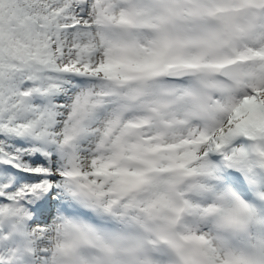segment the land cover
Wrapping results in <instances>:
<instances>
[{
    "label": "snow or ice",
    "instance_id": "snow-or-ice-1",
    "mask_svg": "<svg viewBox=\"0 0 264 264\" xmlns=\"http://www.w3.org/2000/svg\"><path fill=\"white\" fill-rule=\"evenodd\" d=\"M0 264H264V0H0Z\"/></svg>",
    "mask_w": 264,
    "mask_h": 264
}]
</instances>
